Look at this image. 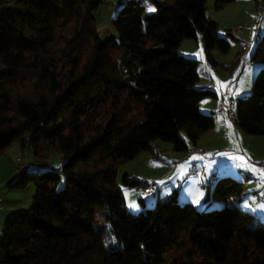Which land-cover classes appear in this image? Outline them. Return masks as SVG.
I'll list each match as a JSON object with an SVG mask.
<instances>
[{
    "label": "trees",
    "instance_id": "trees-1",
    "mask_svg": "<svg viewBox=\"0 0 264 264\" xmlns=\"http://www.w3.org/2000/svg\"><path fill=\"white\" fill-rule=\"evenodd\" d=\"M153 2L147 14L136 0L122 3L112 19L117 39L107 32L103 40L96 12L104 0L0 1V158L15 143L36 146L31 168L11 183L34 185L33 205L0 233V264H264V222L237 205L240 180L216 179L205 198L220 203L215 209L181 204L178 189L136 215L125 204L119 165L153 152L157 139L187 151L214 127L199 104L218 94L197 86L199 60L179 53L183 39L200 33L215 67L213 52L231 48L206 16L207 0ZM251 58L262 66L232 119L264 135V34ZM53 151L60 166L30 171Z\"/></svg>",
    "mask_w": 264,
    "mask_h": 264
},
{
    "label": "rangeland",
    "instance_id": "rangeland-1",
    "mask_svg": "<svg viewBox=\"0 0 264 264\" xmlns=\"http://www.w3.org/2000/svg\"><path fill=\"white\" fill-rule=\"evenodd\" d=\"M126 1L128 0H104L96 12L97 29L103 40L108 39L107 32L117 39L112 19L117 8ZM136 1L145 6L146 14L155 11L153 0ZM215 2L216 0H207L206 16L218 23V35L229 39L231 48L227 53L214 51L219 57L217 61H221L224 68L217 69L218 73L211 71L217 85L213 88L210 83L206 88H211L218 97L205 98L200 102L199 108L202 113H214L216 128L200 137L196 145L189 147V151H174L170 143L157 139L152 143L156 152L141 151L136 157L118 166L117 184L131 214L136 215L144 207H152L159 196L167 197L174 188H178L181 204L191 201L199 210L219 208L221 205L217 200H205L206 192H210L212 184L215 183L212 180L213 173H216L217 178L230 176L243 180L248 185L260 182L256 188L264 204V169L259 163L264 159V135L246 134L236 129L232 121L236 111V99L250 96L253 80L262 66L251 56L259 37L264 34V0H233L218 9L215 8ZM149 6L154 10L150 11ZM244 44L248 46L247 49L243 48ZM178 51L181 55L199 60L198 71L201 77L197 86L205 88L207 80L200 61V57L205 56L202 35L197 33V38L183 39ZM215 57L217 58L216 55ZM220 105L223 106V111L218 113ZM222 117L227 124L222 123ZM35 149L34 144L22 146L15 143L5 157L0 159V175L4 174L7 166L13 168L15 164L22 173L27 167L20 169V165L33 164ZM62 156L58 151L49 152L45 165L40 169L33 166L30 171L39 173L54 169L63 162ZM125 174L142 183L136 187L125 185L122 180ZM151 184L158 186V191L149 190ZM7 195H10L7 201L11 202L6 206L8 212L24 211L33 205L36 188L29 184L25 188H13ZM250 199L254 203L258 202L254 196ZM249 212L258 215L264 222V206L251 208Z\"/></svg>",
    "mask_w": 264,
    "mask_h": 264
},
{
    "label": "crops",
    "instance_id": "crops-1",
    "mask_svg": "<svg viewBox=\"0 0 264 264\" xmlns=\"http://www.w3.org/2000/svg\"><path fill=\"white\" fill-rule=\"evenodd\" d=\"M245 44L243 45V48H246L247 47H244ZM216 52V51H215ZM242 52V51H241ZM213 55L217 56L216 60L219 59L218 57V54L217 53H214L213 52ZM238 57H239V54H238ZM201 58V59H200ZM200 61L202 63V66H203V70L205 72V76H206V80H207V84L205 87H208V85L210 83L213 84V88L215 85H217V81H215V79L213 78L212 76V72L211 71H216L217 72V69L221 70V67L224 68V65L222 64L221 61H219L218 63H220L222 66L218 67V66H212L210 65L206 59H205V56L203 57H200ZM200 64V63H199ZM218 67V68H217ZM218 73V72H217ZM201 77V75H200ZM223 111V106L220 105L219 106V111L218 113H221ZM224 113V112H223ZM214 120H215V117H214ZM222 120V123L224 124H227L226 120H224V118L222 117L221 118ZM225 121V122H224ZM233 121V120H232ZM235 126V124H234ZM216 128V121L214 123V127L212 128V130H214ZM235 128L237 129V127L235 126ZM211 130V131H212ZM210 131V132H211ZM207 134V133H206ZM203 137V136H202ZM199 141V139L197 140V142ZM196 142V144H197ZM195 144V145H196ZM194 149V148H193ZM155 151V150H154ZM189 151V149L187 150ZM194 151V150H193ZM156 152V151H155ZM5 157V156H3ZM2 157V158H3ZM0 158V159H2ZM1 161V160H0ZM13 165V164H12ZM22 166L24 167H27V169L29 170L31 168L32 165H29V164H22ZM193 168V166L191 167V169ZM21 174V172L19 171L18 167L15 166L13 168H11V166H7V169H5V172L3 175H0V200H1V207H0V233L4 230L5 228V225H6V222L9 220V218L12 216V214H16V213H19L21 211H18V212H15V213H11V212H8V209L6 208L7 206V203H8V206L11 204V202H8L7 198L10 197V195H7V192L8 191H11V183L13 181H15L19 175ZM217 179V176H216V173H213L212 174V180L213 182H215V180ZM243 182V185H246V188L244 187V192L242 195H240V198L236 201L237 205H239L240 207H242L244 210H251V208H255V207H262L264 206V204H262L261 201V198H260V193H258V189L256 188V186L258 184H260V182H257V183H253V185H248V183H244V181L242 180ZM214 184V183H213ZM213 184H212V187H213ZM255 186V187H254ZM157 189L156 191H158V186H156ZM209 188V187H208ZM174 189H178V188H174ZM210 191V190H209ZM179 194V193H178ZM207 196L209 195V192L207 191L206 192ZM158 195V194H157ZM159 196V195H158ZM206 196V197H207ZM254 196V198L258 201L257 203H254L250 198ZM161 197V196H159ZM179 198V197H178ZM188 202H191V201H188ZM195 205V204H194ZM128 208V207H127ZM256 215V214H255Z\"/></svg>",
    "mask_w": 264,
    "mask_h": 264
},
{
    "label": "built area",
    "instance_id": "built-area-1",
    "mask_svg": "<svg viewBox=\"0 0 264 264\" xmlns=\"http://www.w3.org/2000/svg\"><path fill=\"white\" fill-rule=\"evenodd\" d=\"M245 47H247V46H245ZM230 114H232V113H230ZM260 163V166L264 169V159L262 160V161H260L259 162ZM20 169H23V168H25L24 166H22V165H20V167H19ZM149 190H155V189H157V187H156V185L155 184H151L150 186H149V188H148ZM153 192V191H152ZM2 205H1V200H0V207H1Z\"/></svg>",
    "mask_w": 264,
    "mask_h": 264
},
{
    "label": "snow or ice",
    "instance_id": "snow-or-ice-1",
    "mask_svg": "<svg viewBox=\"0 0 264 264\" xmlns=\"http://www.w3.org/2000/svg\"><path fill=\"white\" fill-rule=\"evenodd\" d=\"M149 10H150V11H152V10H154V9H152V8L149 6ZM131 207H133V208H134V207H135V205H131ZM113 242H115V241H114V238H113Z\"/></svg>",
    "mask_w": 264,
    "mask_h": 264
}]
</instances>
